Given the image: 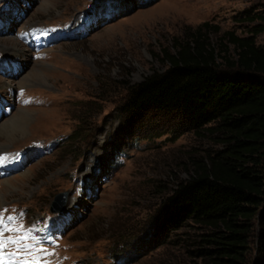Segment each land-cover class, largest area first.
Masks as SVG:
<instances>
[{"label": "rangeland", "instance_id": "obj_1", "mask_svg": "<svg viewBox=\"0 0 264 264\" xmlns=\"http://www.w3.org/2000/svg\"><path fill=\"white\" fill-rule=\"evenodd\" d=\"M95 1L0 0V97L11 105L0 125L20 111L29 118L13 137H0V215L12 229L3 237L18 241L5 246V258L193 264L187 254L193 232L157 238L151 221L159 191L187 179V154L211 145L178 116L128 118L124 88L166 69L161 51L188 29L216 26L208 34L215 43L225 31L245 36L264 26L244 20L245 12L264 14V0H118L120 14L108 5L100 19ZM256 42L264 45V33ZM31 69L40 77L26 84ZM72 134L80 140H70ZM115 148L125 155L120 164L112 160ZM62 205L64 211L50 213Z\"/></svg>", "mask_w": 264, "mask_h": 264}, {"label": "trees", "instance_id": "obj_2", "mask_svg": "<svg viewBox=\"0 0 264 264\" xmlns=\"http://www.w3.org/2000/svg\"><path fill=\"white\" fill-rule=\"evenodd\" d=\"M249 14L246 22L264 23V14ZM217 31L208 22L184 31L160 53L166 69L124 88L122 111L178 116L211 145L187 154V179L159 191L154 236L193 232V264H264V45L256 42L264 26L245 36L225 31L212 43Z\"/></svg>", "mask_w": 264, "mask_h": 264}, {"label": "bare ground", "instance_id": "obj_3", "mask_svg": "<svg viewBox=\"0 0 264 264\" xmlns=\"http://www.w3.org/2000/svg\"><path fill=\"white\" fill-rule=\"evenodd\" d=\"M42 11L48 10V5H45L41 8ZM40 77L37 71L30 70L23 78V82L26 84H29L31 80ZM19 112V111H18ZM27 114L24 111H20L18 114L16 113L13 117H11L9 120L1 123L0 125V137H5L9 139L10 137H13L12 135L16 131H21L23 128V125L28 122ZM94 177V173L92 174ZM95 178L90 179V182L92 183ZM89 182V183H90ZM3 199L0 198V201Z\"/></svg>", "mask_w": 264, "mask_h": 264}, {"label": "snow or ice", "instance_id": "obj_4", "mask_svg": "<svg viewBox=\"0 0 264 264\" xmlns=\"http://www.w3.org/2000/svg\"><path fill=\"white\" fill-rule=\"evenodd\" d=\"M0 163H3V158H0ZM8 220H11L12 217H8ZM0 225H4V228L0 230V264H7V260L4 255V248L7 244H17L18 241L15 239H5L3 237V232L5 231H12V229H9L7 225H5V219L2 215H0ZM20 239H26V237H21ZM9 256L15 255V253H9ZM25 264H29V262H25ZM30 264H40V262L33 258V260L30 262Z\"/></svg>", "mask_w": 264, "mask_h": 264}, {"label": "water", "instance_id": "obj_5", "mask_svg": "<svg viewBox=\"0 0 264 264\" xmlns=\"http://www.w3.org/2000/svg\"><path fill=\"white\" fill-rule=\"evenodd\" d=\"M63 208H64V206L62 205V206H60V207L57 208V209H53V210H51V212H61V211L63 210Z\"/></svg>", "mask_w": 264, "mask_h": 264}]
</instances>
